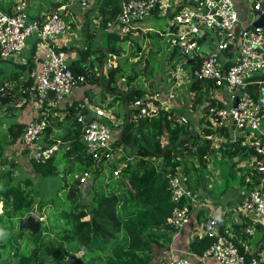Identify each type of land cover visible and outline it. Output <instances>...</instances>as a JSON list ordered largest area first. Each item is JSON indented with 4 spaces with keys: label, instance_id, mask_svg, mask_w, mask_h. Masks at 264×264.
Listing matches in <instances>:
<instances>
[{
    "label": "trees",
    "instance_id": "trees-1",
    "mask_svg": "<svg viewBox=\"0 0 264 264\" xmlns=\"http://www.w3.org/2000/svg\"><path fill=\"white\" fill-rule=\"evenodd\" d=\"M105 6L107 7L105 19L117 20L116 15L120 11L118 0H101L93 9L105 11ZM129 38L128 34L120 36L112 32L107 34L106 41ZM107 50L115 54L119 52V49L111 44L108 45ZM228 53L230 54L229 51ZM81 54V59L68 61L69 67L75 74H84L88 80L93 75L98 79L100 76L93 68L91 59L87 62L90 48L86 47ZM96 57L101 61L103 51H100ZM199 64L200 61L197 59L194 65ZM109 67L110 82L103 84L104 88L120 97H112L107 103L101 98L97 103L113 107L118 102L117 99H122L119 105H123L125 100L129 105L132 104V107H129L131 119L125 126L122 139H119L118 133L114 132L112 145L122 148L119 158L111 162L105 157L95 160L86 153L85 145L80 139L81 123L77 120L80 113L85 114V110L74 103L68 107V115H73L74 120L73 133L68 138L71 141L64 146L67 148L62 153L65 161L62 162V157H57L63 146L57 147L44 161L29 157L31 170L39 173L43 178L56 173L61 163L67 164L65 171L72 173V176L80 178L85 173L92 175L87 184V201H79L83 190L75 184L64 189V197L59 194L62 188L60 187L56 189V196L44 198L41 193L37 194L38 190L35 189L34 180L30 175H24L22 178L14 177L12 169L6 166L8 158L4 151L9 144L16 141L24 126L14 123L8 127L7 140L0 142V201L2 202L0 230L4 233L0 238V264H70L67 256L78 252H81L80 256L86 264H152L156 249L166 247L171 240L174 228L167 220L173 209L186 206L189 213L192 208V200L188 196L178 201L171 199L167 173L179 172L184 180L185 173L188 176L186 181L191 188L202 185L203 166L197 168L194 162L189 163L187 159L190 160L196 155L199 164L203 165V156L210 149L209 142L202 143L201 136L198 135L199 139L194 136V139L181 142L177 147L180 149L176 152L174 147H171L173 145L165 147L167 143L162 142L163 137L166 135L167 142H176L190 131L187 126L188 121H175L173 112L164 109H160L151 117H137L133 120L131 117L132 112H135L133 102L143 97L145 90L133 85L124 89V95L117 93L115 90L119 86L115 83L114 72L117 71L118 77H122L124 67L121 64ZM208 80L213 86L228 93L227 89L216 85L214 80ZM111 81L115 84L111 85ZM193 86L194 82L191 83L192 88ZM207 91L208 89L204 90L197 86V90L189 98V103L193 104L194 108L202 105L204 98L209 100V103L202 108L203 116L207 114L209 105H226L216 97H210ZM124 121L125 118L122 124ZM201 127L205 134L214 131L205 123L204 117L201 119ZM231 147L232 151L227 154L231 157L232 164H235L232 158L236 155L243 158L252 153L255 161L261 158L253 148L242 145L240 138H237ZM212 149L217 148L212 146ZM25 151L28 153V149ZM255 165L252 168L258 174L252 175L257 179L249 182L251 189L257 187L264 177V171L257 170ZM193 169L197 171L194 181L189 171ZM116 170L117 174L114 175L113 172ZM106 175L108 180H105ZM241 178L244 179L245 176ZM31 212H38L39 217L45 216L41 229L37 233L27 229L18 230V220ZM260 224L262 226L261 222ZM216 227L217 223L213 226L214 231ZM215 238V235L208 234L195 237L189 242L188 251L198 257ZM232 240L236 243L235 239ZM244 253L250 256L247 252ZM194 260L197 264H202L201 259ZM155 264H166V262Z\"/></svg>",
    "mask_w": 264,
    "mask_h": 264
},
{
    "label": "crops",
    "instance_id": "crops-1",
    "mask_svg": "<svg viewBox=\"0 0 264 264\" xmlns=\"http://www.w3.org/2000/svg\"><path fill=\"white\" fill-rule=\"evenodd\" d=\"M176 1L177 7L175 8H179L186 3L197 4L200 0ZM249 1L250 0H235L239 17L238 23L233 28L236 33L239 31L240 26L252 24L254 20L262 14L260 13L258 16L250 14L248 12ZM118 2L121 8L120 0H118ZM20 3L24 4L29 18L43 17L46 14L56 13L66 22L68 25L66 33L55 36L51 41L53 46L67 49L65 50L67 61L81 59L82 50L86 47L90 48L93 68L97 70L100 77L95 79L93 75L90 80L87 79V81L78 85L71 92L70 96L74 101V105L84 109L86 115L94 111L96 107L103 108L106 113L112 115L114 119V131L115 133H119L123 125V118H125V113H123L124 104L119 105V101L122 99H117L118 102L113 107H106L97 103L101 98H104L105 103H107L112 97H120L104 88L103 84L106 85L107 82H110L108 78V70L110 67L107 68L106 62H109L108 64L112 67L121 64L120 62L115 63L114 60H111V57L115 58L118 55L126 56L129 62L136 61L140 56L146 58L149 62L151 52L149 51V47L152 42L150 39H146L145 35H148L149 30H153V27L147 25V17L139 23V28H135L137 33L132 32L130 38L127 39V43L130 47L127 50L121 49L120 53L118 52L115 54L107 50L108 45H114V43L113 39L109 41L105 40V33L116 32L117 25L115 18L105 19L107 13L106 6L104 7L105 11H101L99 9H93V7H84L78 0H0V9L7 13H13ZM170 6L171 5L166 8L164 7L163 9L158 7L156 12H154V10L150 15L151 17L155 16L154 18L166 17L165 30L156 29L155 31L157 35H161L162 37L166 36V30L172 23V15L175 8L171 10ZM98 10L100 11L99 14ZM99 31H101V33H99ZM131 36L137 37L132 38ZM220 37L221 36L213 28H206L203 35L199 38V47L196 49L197 51L193 56L183 54L177 50L176 47H172L166 37V45L168 43L171 47V52L168 51L165 55L161 54V70L158 72L151 69L149 78L141 81L145 82V85L149 87L150 82H161V88L152 87L151 89H146L144 95H158L165 101L166 106L171 98L173 100V105L170 107L165 106V110L172 111L174 119L185 117L188 123H190L189 129L192 128V130L198 132L199 135L204 134V136L210 135L213 137V140L209 143L210 149L203 156L204 164L200 165L199 161L194 163L197 168L203 166V183L199 186V189L195 186L192 188L189 186L195 194V197L191 199L192 208L189 211L188 221L180 228H174L172 235L170 234L171 240L166 247L156 249L154 260H157L158 263L163 262L169 256H185L190 259H198L197 255L188 251V244L195 237H202L205 234L206 225L211 219L217 220V227L215 228L216 233H221L235 239V244L239 249L248 254H255L264 262V232L260 224V217L253 213L249 214L243 212L241 207L248 192L251 190L249 182H253L257 179V177H252V175L258 174L253 170L252 166L257 163L258 159L255 161V157L252 156V153L245 155L243 158L236 155L232 158L235 164H232L231 157L228 156L227 152L232 151L231 146L237 138L241 139L242 145L251 149L245 137L235 134V130L227 126L221 128L210 126L214 129L213 133L205 134L201 127V119L203 118L202 108L209 103V100L207 101L206 98H204V102L201 103L202 105L194 108L193 104L189 103L190 95L193 96L195 92L193 88L191 90L189 87L188 91L185 87V90H187L186 100L179 98L178 93L176 94V86H179L181 82H194V86L199 82L198 86L204 90L208 89L207 93L210 97H216L224 104H229L231 102L225 90H223L222 93L218 92L216 95H213L214 93H212V90L214 86L211 81L208 79H199L200 81H196L198 79L195 78L193 73V70L197 67L194 65L197 59L201 62L203 57L214 55L223 60L226 56L230 55L227 50H219L217 48V40H220ZM50 45L49 43H40L37 39L32 37L27 40L25 48L17 58L0 60V121L4 120L8 128L14 123L22 124L25 127L35 118L43 120L44 127L39 142L44 145H56V149L59 146H63L57 154V157H62V153H64L67 148H64V146H67L71 141L68 138H70L73 133L72 125L74 117L73 115H68V107L65 106L63 101L56 104L51 97H48L47 102L40 103L33 87V75L40 67L44 50ZM133 45L137 47L135 51H131ZM100 51H103L101 61L96 57L100 54ZM105 56L106 59L104 60ZM101 63L103 67L102 72L99 74V65ZM165 67L167 71L163 72ZM91 71H93V69ZM118 74L117 71L114 72V75H116L115 83L119 86L115 91L120 94L121 91L124 92V89L127 87L125 81L128 74L124 72V76L122 77H118ZM169 75L172 79L171 77L168 78ZM131 82H133V79ZM115 83L111 81V85ZM218 86L222 88L221 85ZM20 135L14 143L8 145L4 154L7 157L9 155L13 157L16 161V165L19 164L26 167L30 165V160L28 158V162V153L25 151L27 148L23 146L20 141ZM167 141L168 139L165 135L162 142L168 143ZM212 146L217 149L213 150ZM213 158L217 161L214 159L212 162ZM249 160L252 163L250 168L248 166ZM223 162L234 169L247 166L248 170H246V172L238 170L240 176H245V178H240L239 183L229 187L226 192L222 190L217 195H214L212 194V190H210L213 174L215 173V169L218 168L217 165ZM63 166L67 168V164L63 163ZM224 166H226V164H224ZM259 186L264 187V177L257 187ZM204 218L206 220H204ZM247 229L251 231L247 232ZM166 232L170 233L169 231ZM201 263L219 264L211 257L205 258L204 260L201 259Z\"/></svg>",
    "mask_w": 264,
    "mask_h": 264
},
{
    "label": "built area",
    "instance_id": "built-area-1",
    "mask_svg": "<svg viewBox=\"0 0 264 264\" xmlns=\"http://www.w3.org/2000/svg\"><path fill=\"white\" fill-rule=\"evenodd\" d=\"M87 8L97 6L101 0H78ZM121 8L116 15V32L126 35L137 27L136 22L150 16L156 8L163 9L176 0H120ZM264 11V0H250L248 12L259 15ZM238 11L235 0H200L197 4L181 5L173 11L172 23L166 30L167 41L183 54L193 56L199 47V38L206 28H213L221 37L217 40L219 50H227L230 55L223 60L208 55L201 59L193 70L197 79H212L216 85L227 88L230 103L222 106H207L204 121L208 126L231 127L235 134L244 136L247 144L253 148L258 159L255 168L264 171V24L242 25L234 31L238 23ZM68 25L56 13L43 17L29 18L24 4H18L13 13L0 9V60L17 58L26 46L29 38L35 37L40 43L51 44L43 52L39 69L33 75V87L40 103L51 97L54 103L64 102L66 107L73 105L71 92L86 81L84 74H75L69 67L66 52L52 44V38L66 33ZM259 76V77H256ZM155 95H144L134 100L132 119L151 117L156 114L164 100ZM108 114V115H107ZM77 120L81 123L80 139L86 153L95 160L103 157L107 161L119 158L121 147H114V119L101 107H96L88 115L80 113ZM180 121L185 122L184 117ZM44 127L43 120L35 118L23 129L20 141L28 149L29 157L44 161L56 149V145H42L39 142ZM208 135L207 137H209ZM117 174V170L114 171ZM85 173L80 177L86 179ZM171 199L178 201L184 196L195 197L192 190L185 186L180 173H167ZM242 211L260 217L264 232V187H254L242 204ZM186 206L175 207L168 217L173 228L178 229L188 221ZM211 219L205 234L215 235L214 242L198 259L211 257L219 264H264L255 254L248 256L241 252L231 237L217 234ZM250 232V229L246 230ZM166 264H197V261L185 256H169Z\"/></svg>",
    "mask_w": 264,
    "mask_h": 264
},
{
    "label": "rangeland",
    "instance_id": "rangeland-1",
    "mask_svg": "<svg viewBox=\"0 0 264 264\" xmlns=\"http://www.w3.org/2000/svg\"><path fill=\"white\" fill-rule=\"evenodd\" d=\"M170 5H171L170 6L171 10H173L175 7H177V3L176 4L171 3ZM179 8H175L174 12L177 11ZM154 17L148 16L146 18L147 25H151L153 27V30H149L148 35H145L146 39L148 38L152 42L150 47H149V51H151L150 52V56H149V62L146 60V58H144L142 56H140L136 61H133V62H129L126 59V56H123V55H118L115 58L111 57V60H114L115 63L120 62L122 64V66L124 67L123 72L127 73L128 75H130V76H128L129 78L128 77L126 78V82H125L127 84L128 88L130 86H133V85H135L136 87L142 88L144 90L151 89L152 87H154V88H158V87L161 88L162 87L161 82H150V87L146 86L145 82H141L143 80H146V78H149V76H150L149 72L151 71V69H154V71H158L159 72L161 70V66H160L161 54L165 55V53H167L168 51L171 52V47L168 45V43L166 45V40H165L166 36H164V37H162L161 35L159 36L155 32L156 29H159V30H162V31L165 30V26H166L165 18L166 17L165 18L164 17L154 18ZM141 21H143V20L141 19V20H138L136 22V25H137L136 29L139 28V23ZM132 32L137 33V31H135V29H132ZM99 33H101V31H99ZM131 33H129L128 35H130ZM106 36H107V34L105 33V40H106ZM33 38L36 39L35 37H33ZM113 43L119 49V53H120L121 49H126L127 50L130 47V45L127 43V39H125V40H123V39L113 40ZM134 45L132 46V50L131 51H135V48H137ZM89 59H91V55H89V57L87 59V62H88ZM106 63H107L106 66L108 68L110 66V64H108L109 62H106ZM166 71H167V68L165 67L163 72H166ZM169 77H171V76L169 75L168 78ZM131 78L133 79V82H131V80H132ZM171 79H172V77H171ZM184 83L185 82H181L179 84V86H176V91H177L176 94L178 93V97L179 98L186 100V98H187V94H186L187 90H185V87L187 89L190 87L189 89L192 90V87H191V83L192 82H186L185 85H184ZM197 86H198V83H196V86L195 87L193 86V88L195 90H197ZM189 89H188V91H189ZM218 92L222 93L223 91L220 88L214 86L213 90H212V93H214L213 95H216ZM156 97H157L156 98L157 101L158 100H162L158 95H156ZM172 105H173V100L170 98L169 101L167 102V106L164 103V105L161 106L159 108V110L160 109H164L165 110L166 109L165 106L166 107H170ZM130 107H132V104L130 105ZM124 113H125V107H124ZM124 117H125V121H126V116H124ZM129 119H131L130 116H129ZM175 121L183 122V121H180V117H179V119L176 118ZM172 124H174V121L172 122ZM187 126L190 128V123H188ZM7 131H8V128L6 127L5 121L4 120L0 121V142L1 143L5 142L7 140V138H8L7 137V134H8ZM190 131H192V128L190 129ZM185 135H183V136H185ZM183 136H181V137H183ZM200 136H201L200 140L204 144H206L208 142L210 143V141L213 140L212 139L213 137H211V136L207 137V136H203L201 134H200ZM194 138H195L194 136H191V137H189L187 139H184V140L180 141L178 144H173V146H171V147H174V151L176 152V151H178L180 149V148H177V147L179 146V144L181 142L187 141L189 139H194ZM188 144H189V142H188ZM175 147L177 149H175ZM29 156L30 155H28L27 160H28ZM8 157L7 158H8V161H10L11 166L9 164L7 167H10L12 169L14 177L18 176L19 178L20 177L22 178L24 175H30L32 177V179L34 180L35 189L38 190L37 194H38V192L41 193V195L44 198H47V197L48 198H51V197L53 198L54 196H56V189L60 188V187H62V188L59 190V194L64 197V191L67 188H69L70 185L75 184L76 186H79L83 190V193L80 194V196H79L80 197L79 201L80 202L81 201H87V199H88L87 184L90 181V179L92 178V175H90V174L87 175L86 179L84 181H81L79 177L72 176V173L70 174V173L66 172L65 171V167L63 166V163H61L62 165L60 166L59 170L56 173L43 178L39 173L33 172V170L30 169V165L29 164H28L29 166H26V167L24 165H19V164L16 165L15 159L13 157H11L10 155ZM214 159L215 158H213L212 162L214 161ZM61 160H62V162L65 161V159H63V157L61 158ZM187 161L189 163H192V162L195 163L196 161H198V159L196 158V155H194V156H192V159H190V160L187 159ZM215 161H217V160L215 159ZM28 162H29V160H28ZM224 164H226V166H224ZM251 165H252V163L249 160L248 166H251ZM217 166H218V168H216L215 171H214L215 173L213 174L212 186L210 188V190H212V194H214V195H217L222 190H225V192H226V190L229 187H231L232 185H237L239 183V181H240V178H241V176L239 174V171L243 170L244 172H246V170H248L247 166L246 167H242V168H237V169L235 168L234 169L232 167H229L228 164L225 163V162H223L222 164H219ZM110 171H112V170L110 169ZM189 171H190V175L192 177H194L193 178V181H194L196 179L195 176L197 175V171H194V169L193 170H189ZM202 173H204V172L202 171ZM113 174L115 175L114 172H113ZM183 176L185 178V180H183L184 185L185 186H189V184L186 181L188 179V176L185 173L183 174ZM105 180H108V176L105 178ZM196 188L199 189V186L197 187V185H196ZM82 190L80 192H82ZM48 205H51V204H48ZM1 209H2V202L0 201V211H1ZM42 212H45V211H42ZM31 213H33L34 215L39 217L38 214H37L38 212H31ZM44 217H45L44 215L41 216L42 224H43V221H44L43 220ZM80 254H81V252L76 253V255H78V256H80ZM155 263H158L157 260H154V262L152 264H155Z\"/></svg>",
    "mask_w": 264,
    "mask_h": 264
},
{
    "label": "water",
    "instance_id": "water-1",
    "mask_svg": "<svg viewBox=\"0 0 264 264\" xmlns=\"http://www.w3.org/2000/svg\"><path fill=\"white\" fill-rule=\"evenodd\" d=\"M254 25H262L264 24V11L262 12L261 16H259L257 19L254 20V22L252 23ZM132 38H136L137 36H131ZM105 54L106 51L104 50ZM106 59V56L104 57V60ZM102 63L99 65V74L102 72ZM101 80V79H100ZM121 93L124 95V92L121 91ZM124 107H125V116H126V121H124V124L121 126L119 133H118V137L119 139H122V135H123V131L125 129L126 124L128 123V121H130L129 119V104L128 101L125 100L124 101ZM198 132H196L195 130L190 131L189 133H187L185 136L181 137L179 140H177V142L173 143V142H168L167 144H165V147L167 146H171L173 144H178L180 141L187 139L191 136H195L196 139L198 138ZM133 141V140H132ZM131 141V143H132ZM130 145V143L128 144V146ZM10 164V161H8V163L6 164V166H8ZM42 227V220L41 218H38L36 215H34L33 213L28 214L26 217L21 218L18 220V230L20 229H27L33 233H37ZM67 259L69 261L70 264H86L84 262V260L82 259L81 256H78L76 254H70L67 256Z\"/></svg>",
    "mask_w": 264,
    "mask_h": 264
},
{
    "label": "clouds",
    "instance_id": "clouds-1",
    "mask_svg": "<svg viewBox=\"0 0 264 264\" xmlns=\"http://www.w3.org/2000/svg\"><path fill=\"white\" fill-rule=\"evenodd\" d=\"M38 218H41V217H38ZM41 219H42V218H41ZM184 224H185V223H184ZM171 227H172V226H171ZM3 235H4L3 230H0V238H2Z\"/></svg>",
    "mask_w": 264,
    "mask_h": 264
}]
</instances>
